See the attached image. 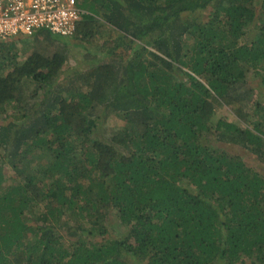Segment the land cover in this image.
I'll return each mask as SVG.
<instances>
[{
    "label": "trees",
    "instance_id": "trees-1",
    "mask_svg": "<svg viewBox=\"0 0 264 264\" xmlns=\"http://www.w3.org/2000/svg\"><path fill=\"white\" fill-rule=\"evenodd\" d=\"M78 1L71 78L0 42V264H264V0Z\"/></svg>",
    "mask_w": 264,
    "mask_h": 264
},
{
    "label": "built area",
    "instance_id": "built-area-1",
    "mask_svg": "<svg viewBox=\"0 0 264 264\" xmlns=\"http://www.w3.org/2000/svg\"><path fill=\"white\" fill-rule=\"evenodd\" d=\"M85 11L78 0H0V42L41 28L70 36Z\"/></svg>",
    "mask_w": 264,
    "mask_h": 264
},
{
    "label": "rangeland",
    "instance_id": "rangeland-1",
    "mask_svg": "<svg viewBox=\"0 0 264 264\" xmlns=\"http://www.w3.org/2000/svg\"><path fill=\"white\" fill-rule=\"evenodd\" d=\"M37 32V31H36ZM35 32V33H36ZM20 36H26V35H20ZM26 38V37H24ZM63 41H60V45L65 48L68 56V60L65 63L63 67V71L60 75V80L62 82L64 80H67V78H71L73 75L77 74V71L80 69H83L87 67L91 60L92 56L96 54L92 53L94 51V48H86L84 45L74 43L73 41L75 39L70 38V36H63ZM27 39V38H26ZM48 40H43L42 35L39 36V39L37 40V46L38 48L44 49L46 47V51L54 50L56 49V43L57 41L53 40V42H47ZM23 43V42H22ZM24 45V43L22 44ZM45 45V47H44ZM36 46V47H37ZM99 57H102V54L100 52L97 53ZM20 55H23V52L20 53ZM248 84L253 86V98L256 100V98H260L264 100V84L262 83V80L260 76H257L251 72H248ZM33 85H31L28 88H32ZM222 113L224 115L231 116L232 114L226 109L221 108ZM233 116V115H232ZM103 119V118H102ZM121 120L114 116H109L108 118L103 119L97 128V134L101 135L102 137H108L112 127L114 124L120 123ZM248 162L251 164L256 163V158L254 156H247ZM6 174H7V180L10 182H16L17 177L15 178L14 170L8 165L6 167ZM111 228L115 234H117L119 231H121L118 228L117 218L114 216L111 222Z\"/></svg>",
    "mask_w": 264,
    "mask_h": 264
}]
</instances>
